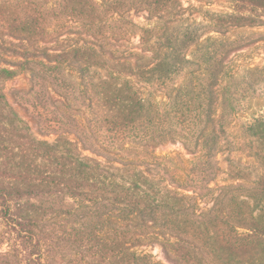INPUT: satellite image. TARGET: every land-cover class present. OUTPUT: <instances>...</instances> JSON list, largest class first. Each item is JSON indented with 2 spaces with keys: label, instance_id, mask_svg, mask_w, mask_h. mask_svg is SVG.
<instances>
[{
  "label": "trees",
  "instance_id": "obj_1",
  "mask_svg": "<svg viewBox=\"0 0 264 264\" xmlns=\"http://www.w3.org/2000/svg\"><path fill=\"white\" fill-rule=\"evenodd\" d=\"M161 3V0H145L142 9L149 8L157 14V4L161 6ZM133 9L135 7H127L124 1L117 0H57L54 4L49 0H0V35L22 43H59L66 31L53 30L51 26L63 18L66 23L81 29L78 35L94 41L109 39L121 33L110 26L111 16L124 18ZM147 21L152 22L153 17L150 15ZM137 29L142 34V42L141 52L134 54L136 63L126 56L130 53H106L101 42L84 39L60 53L54 51L51 54V50L46 48L37 55H27L28 61L38 57L32 63V71L36 85L45 93H34L41 97V101L36 99L33 103V114L44 130L57 136L53 143L34 138L18 113L4 102V95L0 94V103L5 105L4 113L0 112V228H7L4 242L12 249L8 255L0 256V264H46L39 237L40 206L22 201L53 197L63 190L73 195L76 190L86 188L117 192L112 202L123 205L120 217L123 221L146 215L155 227L170 226L179 230L180 235L165 244L168 245L167 252L181 264H202L208 257L219 260L222 248L215 247L221 244L234 250L257 251L264 257V173L256 186L247 191V198L254 203L253 210H248L246 201L240 198L242 187L239 185L223 189L216 199L215 208L208 214L192 215L193 218L176 222L160 217L159 209L165 204L171 207L170 203L175 205L185 201L184 197L173 193L172 197L162 195L157 199L152 195L153 183L146 178V190H142L140 174L134 171L136 165L132 161L120 162L124 173H133L131 181L121 183L110 179L114 173L100 161L84 157L85 150L112 153L128 143L155 148L176 136L189 141L196 135L204 147L208 145L207 136L202 137L206 128H198L204 116L211 118L212 111L193 104L200 103L206 96L213 106L214 85L208 69L191 68L187 73V64L191 62L186 60L183 46L191 40L190 35L174 30L166 37V45L161 46L163 51L157 53L155 46L150 44L155 29L147 26H138ZM166 34L164 31L161 38ZM207 41L212 40L209 38ZM108 56L109 60L106 59ZM203 57L209 60L210 53H204ZM67 59H74L81 65L77 85L66 77L64 64ZM93 68L104 70L108 75L100 78L98 73L91 71ZM4 75L12 77L14 72L0 70V78ZM181 75L188 76L189 87L183 84L172 89L166 104L159 103L151 91L143 94L136 87L138 84L148 90L169 89L168 85ZM201 82L206 86L201 88ZM49 87L60 96L59 105L46 98ZM73 102L84 110L85 116L81 121L72 114L78 112L72 107ZM66 130L76 132L73 133L75 141L69 138L71 132ZM246 130L249 136L264 143V115L254 118ZM106 162L115 164L107 159ZM7 173H10L13 183L3 181L9 176ZM60 185L62 191L57 189ZM161 202L162 205L159 204ZM102 218L95 217V222L90 220L75 232L76 239L80 237L89 251L94 249L91 253L95 264H150L147 255L133 251L142 241L130 239L127 229L116 228V235L111 238L101 235L102 230L96 231ZM238 228L247 232L239 233ZM211 229L218 234H210ZM211 247L213 249L209 250ZM190 248L195 251L191 252ZM9 255L12 259L7 261Z\"/></svg>",
  "mask_w": 264,
  "mask_h": 264
},
{
  "label": "rangeland",
  "instance_id": "obj_2",
  "mask_svg": "<svg viewBox=\"0 0 264 264\" xmlns=\"http://www.w3.org/2000/svg\"><path fill=\"white\" fill-rule=\"evenodd\" d=\"M49 1L54 4L57 0ZM117 1H124L127 7H135L124 18L111 16L110 26H113L115 32H121L118 37L94 41L90 37L78 35L77 32L81 29L75 24L66 23L63 18L53 22L51 26L53 30L66 31L59 43H22L0 35V70L14 72L12 77L4 75L0 78V94L4 95V102L18 113L34 138L53 143L57 136L44 130L33 114V103L36 99L41 101V97L34 93H45L36 85L32 71V63L38 57L34 56L28 61L27 55H37L46 48L51 50V54L54 51L60 53L64 48L84 39L101 42L106 53H130L126 56L132 63H136L134 54L141 52L142 42L138 26L155 29L150 37V44L155 46L157 53L163 51L161 46L166 45V37L174 30H179L182 35L188 33L191 40L186 41L183 46L186 49V60L191 62L187 64V73L191 68L208 69L214 85L213 106L209 104L206 96L200 103L193 104L212 111L211 118L206 119L204 116L198 128H206L202 137L207 136V147H204L203 141L197 139L196 135L189 141L176 136L155 148L128 143L112 153L85 150L83 155L100 161L109 172L114 173V177L110 179L121 183L131 181L133 173H124L120 162L132 161L136 165L134 171L140 174L142 190H146V178L153 183L151 191L157 199L163 196L172 197L173 193L185 198V201L175 205L170 203L171 207L163 205L159 209L162 218L177 222L193 218L192 215L208 214L215 208L216 199L223 189L239 185L242 187L239 191L240 198L246 201L248 210H253L254 203L247 198V191L256 186L264 173V143L249 136L246 127L254 118L264 115V5L261 4H264V0H161V6L157 4V14L149 8L142 9L145 0ZM150 15L153 17L152 22L147 21ZM159 17L162 19H158ZM164 31L167 34L161 38ZM209 38L212 41L208 42ZM206 52L210 53L209 60L203 57ZM106 59L109 60V56ZM64 67L67 79L77 85L80 82V63L67 59ZM91 71L98 73L100 78L108 75L106 71L98 68ZM187 78L181 75L165 90H148L138 84L136 87L143 94L151 91L159 103L166 104L172 89L183 84L189 87ZM201 85V88L206 86L202 82ZM203 93L206 94L204 89ZM220 93L224 95L221 96ZM46 98L56 104L61 100L50 87L46 90ZM72 105L78 111L72 114L79 121L83 120L84 110L76 102ZM0 106L4 108L3 110L0 107V112L4 113L5 105L0 103ZM66 131L71 132L69 138L75 141L73 133L76 132ZM106 159L114 161L115 164L107 163ZM7 175L9 176L1 179L5 183H13L14 180L9 178L10 173ZM57 189L62 191L63 187L60 185ZM67 193L70 192L63 190V193L53 197L43 196L40 200L26 198L22 201H30L40 206L39 237L46 264H95L96 260L91 253L94 249L89 251L80 237L76 239L75 232L90 220L95 222L94 218L100 216L103 217L102 222L96 231L102 230L101 235L111 238L116 235V228L127 229L130 239L139 238L142 241L133 251L138 255H147L150 264H181L171 257L167 252L168 245L165 244L167 240L180 235L181 232L176 228L155 227L146 215L121 220L123 205L112 202L118 193L111 189L86 188L76 190L73 195ZM159 204L162 205V202ZM225 207L228 209V206ZM157 216L158 214L155 218ZM7 231V228H0V256L12 252L10 245L4 242ZM238 232L247 231L238 228ZM210 234L216 236L218 232L211 229ZM215 248H222L221 258L216 260L208 257L202 264H264V257L257 251L234 250L225 244ZM211 249L213 248H209ZM190 251L195 250L190 248ZM8 257L7 261H10L12 257ZM262 258L263 261H259Z\"/></svg>",
  "mask_w": 264,
  "mask_h": 264
}]
</instances>
